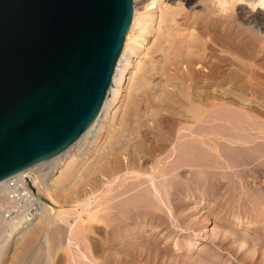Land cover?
Masks as SVG:
<instances>
[{
    "label": "bare ground",
    "instance_id": "obj_1",
    "mask_svg": "<svg viewBox=\"0 0 264 264\" xmlns=\"http://www.w3.org/2000/svg\"><path fill=\"white\" fill-rule=\"evenodd\" d=\"M132 3V20L101 108L67 148L13 175L29 177L35 191H28L39 209L29 222L16 215L3 222L4 228L27 246L58 222L68 223L69 215L82 219L87 212L81 224L76 221L79 227L69 222L68 240L88 241L91 259L82 255L94 264H103L102 259L104 264H263V230L253 229L254 241L239 236V230L233 239L228 233L240 224L248 227L245 218L257 225L264 215V147L259 154L258 133L250 135L238 123L230 130L228 124L230 113L247 99L264 107V0ZM128 73V93L114 112ZM232 99L238 106L229 105ZM220 143L230 147L227 152ZM221 171L235 177L231 186L240 187L243 180L248 192L259 193L262 213L257 206L245 214L231 211L235 230L206 231L207 241L198 242L197 231L209 225L198 227L196 204L189 202L214 201L210 210L216 211L224 202L221 188L229 186L219 178ZM7 179L0 180V208L9 203ZM62 203L74 205V212L62 209ZM227 216L221 223L232 220Z\"/></svg>",
    "mask_w": 264,
    "mask_h": 264
},
{
    "label": "water",
    "instance_id": "obj_2",
    "mask_svg": "<svg viewBox=\"0 0 264 264\" xmlns=\"http://www.w3.org/2000/svg\"><path fill=\"white\" fill-rule=\"evenodd\" d=\"M132 2L0 0V180L63 151L93 121Z\"/></svg>",
    "mask_w": 264,
    "mask_h": 264
},
{
    "label": "rangeland",
    "instance_id": "obj_3",
    "mask_svg": "<svg viewBox=\"0 0 264 264\" xmlns=\"http://www.w3.org/2000/svg\"><path fill=\"white\" fill-rule=\"evenodd\" d=\"M143 3H146V1L145 2H143ZM141 5V4H140ZM140 7V6H139ZM199 10V9H198ZM132 64H133V62H132ZM130 70H132V69H130ZM129 73L128 74H126L125 75V80H124V83H123V85H122V87H121V93H120V95H119V99L116 101V104H115V106L112 108V110L115 112L116 110H117V107H118V105H119V103H120V100L122 99H125L126 98V95H127V90H128V87L130 86V80H129ZM129 82V83H128ZM244 100H246V99H244ZM243 100V101H244ZM247 100H249V99H247ZM246 100V101H247ZM259 101H260V99H258ZM244 101V103H246V104H243V102L242 103H240V105H239V107H238V109L235 111H232L231 113H230V116L232 115V113H234L230 118L232 119L231 121L232 122H230L228 125H229V127H230V130L231 129H233L232 127L233 126H235L236 125V123H238L239 124V126L238 127H240L241 128V125H242V127L243 126H246V128H244V129H246V131H247V128H248V132L249 133H251V132H255V133H258L259 134V137L258 138H256V139H258V140H256V147H257V150H258V152H259V149H263V145H264V143H262L261 141H263L264 142V131H262L264 128V123H262V122H264V107H261L260 105H257V103H255L253 100L250 102V100L249 101ZM263 101V99H261V102ZM218 102V101H217ZM230 102H231V104H230ZM235 100L234 99H232V101L231 100H229L228 101V103H229V105H233V107H236V106H238V105H236L235 103ZM248 102H249V104H248ZM256 105V106H254L253 108L252 107H248L247 108V106L248 105ZM242 107V108H241ZM246 107V108H245ZM256 107V108H255ZM116 108V109H115ZM244 108V109H243ZM242 110V111H241ZM248 110H249V112H248ZM245 111H246V113L248 114V113H250V114H248L249 116H247V114L245 113ZM244 112V113H243ZM235 113H236V115H235ZM241 113V114H240ZM253 113V114H252ZM254 113L257 115H254ZM243 114H246V115H244L245 117H247V120H246V118L243 116ZM253 116H252V115ZM235 115V116H234ZM244 118H242V117ZM250 116H252V117H254V119L256 120H254V119H252V117H250ZM256 116V117H255ZM240 117H241V119H240ZM238 118V119H237ZM258 118H259V121H258ZM237 119V120H236ZM250 119H251V121H252V123H249L250 122ZM239 120V121H238ZM253 120H254V124H253ZM242 121V122H241ZM240 122V123H239ZM244 122V123H243ZM257 122V123H256ZM232 123H234L233 125H232ZM248 123V124H247ZM256 123V124H255ZM259 124V125H258ZM260 124H262L261 126H260ZM232 125V126H231ZM254 125V126H253ZM255 125H257L258 127H256ZM251 127V128H250ZM261 127V128H260ZM256 128V129H255ZM249 129H251V130H253L254 129V131H251V130H249ZM258 129V130H257ZM256 130V131H255ZM245 131V132H246ZM260 131V132H259ZM244 132V136L246 137L249 133L247 132V135H246V133ZM250 135H252V133L250 134ZM249 135V136H250ZM262 138V139H261ZM258 141V142H257ZM260 141V142H259ZM259 143V144H258ZM222 144V145H221ZM226 144V143H225ZM225 144H223V143H220L219 144V146L218 147H220V149H221V146H222V148L223 149H221V150H224L225 149V151L224 152H227L228 151V149L230 148V147H228L227 148V144L225 145ZM258 144V145H257ZM261 144V145H260ZM218 145V144H217ZM259 146V147H258ZM260 146H262L261 148H260ZM227 148V149H226ZM259 148V149H258ZM264 150V149H263ZM262 151V150H261ZM263 152V151H262ZM216 153V152H215ZM259 154H261V152H259ZM221 173H222V171H221ZM245 173V172H244ZM228 175V176H227ZM230 175H231V173H230ZM229 175V172L227 171V174L224 172V173H222V174H220L219 175V178H221L224 182H225V184L226 185H229V186H225V187H222L221 189H224V190H226V192L224 191V190H222V192H225V193H223V195H224V199H223V197H222V201H224V202H222V201H220V202H222V203H220V204H224L223 206H221L220 204H219V206H218V209L217 210H219V211H214V212H211L212 210H210V209H212V207H213V205H214V201L213 202H211V203H213V204H211V205H209V204H203V203H205L204 202V200L203 201H200V202H198L197 200H190V204H192L193 203V201H194V204H192V206L193 205H195L193 208H192V210L194 211L195 210V212L197 213L195 216H198L199 217V220H200V225L198 226L199 228H201L202 226L201 225H205V223L204 222H206V224H208L209 225V228H208V230H207V228L206 229H204V230H198L197 228V232L200 234V239L197 237V236H195L196 238H197V240H198V242H200V241H204V240H206L207 239V232L206 231H209L210 232V234H212V233H214V232H216V230H217V232H223V231H226V230H223V227H225V228H228V229H232V230H235V226L233 225V217L235 218L236 216L235 215H237L238 213L239 214H245V213H247L248 212V210L250 211V210H252V209H255V207H256V209L258 210V211H260V212H257L258 214H261L262 212H261V209H263V206H262V203H260L261 202V199H260V195H259V193L257 192V193H255V195H254V193L250 190V192H248L244 187H245V185H243L244 184V181L243 180H238V182L239 183H237L238 185H240V187H238L236 184V187L234 186H231L230 185V182H232V179H233V181H234V178L233 177H231ZM202 177V176H201ZM232 178V179H231ZM260 179V178H259ZM236 180L237 179H235V182H236ZM241 182V183H240ZM243 183V184H242ZM241 184H242V186H241ZM257 184H260V182L258 181L255 185H257ZM252 185V183L250 184V186ZM228 187V188H227ZM231 187H233L234 189L232 190V188ZM104 189L106 190V186H103V187H101V190H100V192L103 190L104 191ZM228 189V190H227ZM237 191H236V190ZM244 191H243V190ZM249 189V188H248ZM235 190V191H234ZM234 191V192H233ZM247 191V192H246ZM248 193V194H247ZM249 193H250V195H249ZM262 193V192H261ZM226 197V198H225ZM250 198V199H249ZM254 198H258L259 200L257 201V203H255V200H254ZM251 200V201H250ZM202 204V205H201ZM66 203H62L60 206L62 207V209H64L65 211H68L69 213L70 212H74V210H75V206L74 205H66ZM198 206V207H197ZM205 206H209L208 208H209V211H208V208L207 207H205ZM210 206H212V207H210ZM220 207V208H219ZM57 208V207H56ZM58 208H60V207H58ZM79 208H81V206L80 207H78V212H80V209ZM90 208H92L91 206H90ZM200 210V211H198V209ZM260 208V209H259ZM4 209V206H2L1 208H0V264H13V261L15 262L16 261V264L18 263H20V264H56L57 262L59 263L61 260L63 261H61L59 264H72V263H75V264H94L93 262H90V260H88V259H85L84 257H83V253H85V254H90L89 255V257H90V259H91V252L89 251V249H88V246L89 245H86L85 243H87V244H90L88 241H82L81 243L79 242V240H77V239H75V240H73L71 243L69 242V240H68V238H70L69 237V235H70V232H71V229H70V223L69 222H71L72 224H76L78 221H80V222H78L79 224H81L82 222H81V220H83V218H87V212H85V213H83L82 214V219L81 218H78L77 216H76V214H73V215H69V225H68V223H66V222H58V224H56V225H54L53 227H51L49 230H47L46 231V233H44L43 235H41L38 239H36V240H34L33 242H30V245H28L27 244V246H25V244L24 243H22L21 242V244H20V241H19V243L17 242V240L19 239V237H18V239L16 238L17 236H16V234H14V233H12L11 232V230L9 229V228H4V226H3V222L5 221V220H7V218H5L4 217V213L2 212V210ZM203 209V210H202ZM204 209H206V210H204ZM224 209V210H223ZM81 210H82V208H81ZM94 210V209H93ZM92 210V211H93ZM201 210L203 211V212H201ZM235 210V211H234ZM200 213H198V212ZM224 211V212H223ZM231 211H233V213L235 214H232L231 213ZM208 212V213H207ZM211 212V215L209 214ZM229 212H230V215H229ZM238 212V213H237ZM221 213V214H220ZM223 213H224V215L226 214V216H227V214H228V216H231V217H228L227 216V218H228V220H230V219H232L231 221H227V220H225L227 223L225 224V223H221V222H223L224 221V219H222V218H226V217H222V216H224L223 215ZM86 214V215H85ZM215 214H218V216L217 215H215ZM221 215V219H220V215ZM234 215V216H233ZM216 217V218H215ZM11 218V217H10ZM206 220H205V219ZM263 218V219H262ZM262 218H259V221H258V224L257 225H255L254 223H257L255 220H249L248 218H245L244 220H245V224H247V225H245V226H248V227H243V228H241V226H244V225H242V224H240L241 226L240 227H236V232L235 233H232V234H230V231H229V233H228V236H230L231 237V239H233L234 238V236H237V234L239 233V236H243V238L244 239H248L249 240V237H250V240L252 241H254V238L253 237H257V236H255L256 235V233H255V231L253 230V229H261V231L259 230V232H262L263 233V231H264V222H262V221H264V215H262ZM9 219V218H8ZM74 219V220H73ZM78 219H80V220H78ZM77 221V222H76ZM254 221V222H253ZM202 222V223H201ZM208 222V223H207ZM220 222V223H219ZM64 223V224H63ZM77 223V224H78ZM229 223V224H228ZM63 225V227H62V225ZM79 224L76 226V227H79ZM250 224V225H249ZM261 224V225H260ZM263 224V225H262ZM219 225V226H218ZM223 225V226H222ZM229 225H231V226H229ZM261 226L260 228H259V226ZM214 226V227H213ZM218 226V227H217ZM221 226V227H220ZM253 228H252V227ZM255 226V227H254ZM258 228H257V227ZM212 227L214 228V229H212ZM216 227H217V229H216ZM221 229H220V228ZM232 227H234V228H232ZM57 228V229H56ZM250 228H252V230H247V229H250ZM6 229V230H5ZM52 229V230H51ZM210 229V230H209ZM212 229V230H211ZM227 229V230H228ZM242 229V230H241ZM213 230H215V231H213ZM221 230V231H220ZM237 230H239V232L237 233ZM244 230H247L246 232L244 231ZM263 230V231H262ZM213 231V232H212ZM245 232V233H242V232ZM54 232H56V234L54 233ZM184 231H182L181 233H183ZM208 232V233H209ZM232 232V231H231ZM241 232V233H240ZM195 233V232H194ZM194 233H192V232H190V235H194ZM224 233V232H223ZM222 233V234H223ZM227 232H225L224 234H226ZM60 234V235H59ZM185 234H187V235H189V233H183V236L185 235ZM230 234V235H229ZM45 235V236H44ZM234 235V236H233ZM245 235V236H244ZM59 236H60V239H59ZM241 236V237H242ZM194 237V236H193ZM194 237V238H195ZM206 237V238H205ZM238 237V236H237ZM248 237V238H247ZM63 238V239H62ZM253 238V239H252ZM45 239H47V240H45ZM54 239V240H53ZM57 239V240H56ZM66 239V240H65ZM230 239V240H231ZM59 240V241H58ZM62 240H63V242L64 243H62ZM77 240V241H76ZM61 241V242H60ZM68 241V242H67ZM207 241V240H206ZM17 244H16V243ZM48 242V243H47ZM61 244H60V243ZM80 243V245L79 244H77V243ZM54 243H55V245H54ZM59 243V244H58ZM60 245V246H59ZM85 245L87 246L86 248H85ZM60 247V250L58 251V249L59 248H56V247ZM19 247V248H18ZM55 248H56V250L58 251H56L55 250ZM67 248V250H65ZM263 249H262V251H264V247H262ZM27 249H28V251H27ZM251 249V248H250ZM65 251V253L68 251L69 252V254H68V252L65 254L64 252H62V251ZM5 253H4V252ZM18 251V252H17ZM27 251V252H26ZM70 251L73 253H70ZM88 251V252H87ZM26 252V253H25ZM19 253H21L20 255H18ZM26 254V256H25V254ZM4 254V255H3ZM260 254L261 253H259V259L260 260H262L263 258H264V254L262 253V257H260ZM2 255H3V257H2ZM22 255V256H21ZM66 255V256H65ZM69 255V256H68ZM74 255V256H73ZM227 255H229V254H227ZM8 256V257H7ZM12 256H14L13 258H12ZM24 256V258L22 259V257ZM58 256H59V258H58ZM61 256H63L64 257V259H61ZM18 257V258H17ZM21 257V258H20ZM69 257H70V261H69ZM73 257V258H72ZM3 258H5L4 260H3ZM12 258V259H11ZM66 258H67V260H66ZM20 260V259H22V260H20V262H18L17 260ZM60 259V261H58ZM12 260V261H11ZM71 260H73V261H71ZM11 261V262H10ZM23 261V262H22ZM66 261V262H65ZM42 262V263H41ZM69 262V263H68ZM57 263V264H58ZM101 263H105L104 262V260L102 259V262ZM15 264V263H14ZM263 264H264V261H263Z\"/></svg>",
    "mask_w": 264,
    "mask_h": 264
},
{
    "label": "built area",
    "instance_id": "obj_4",
    "mask_svg": "<svg viewBox=\"0 0 264 264\" xmlns=\"http://www.w3.org/2000/svg\"><path fill=\"white\" fill-rule=\"evenodd\" d=\"M6 200L9 201L2 212L5 218L14 217L16 215L23 217L24 222H29L34 212L38 211L39 205L36 199L32 196L31 190L26 183L25 177L11 176L5 183Z\"/></svg>",
    "mask_w": 264,
    "mask_h": 264
}]
</instances>
